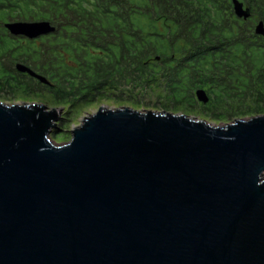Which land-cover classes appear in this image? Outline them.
<instances>
[{
    "label": "water",
    "instance_id": "obj_1",
    "mask_svg": "<svg viewBox=\"0 0 264 264\" xmlns=\"http://www.w3.org/2000/svg\"><path fill=\"white\" fill-rule=\"evenodd\" d=\"M4 28L28 40L56 29ZM62 111L0 102V264H264V115L215 125L102 105L57 143Z\"/></svg>",
    "mask_w": 264,
    "mask_h": 264
},
{
    "label": "trees",
    "instance_id": "obj_2",
    "mask_svg": "<svg viewBox=\"0 0 264 264\" xmlns=\"http://www.w3.org/2000/svg\"><path fill=\"white\" fill-rule=\"evenodd\" d=\"M239 1L246 20L231 0H0V100L19 95L76 108L157 91L164 108L204 118L264 115V36L255 33L264 0ZM7 21L56 29L28 40L10 35ZM19 63L49 84L18 72Z\"/></svg>",
    "mask_w": 264,
    "mask_h": 264
},
{
    "label": "rangeland",
    "instance_id": "obj_3",
    "mask_svg": "<svg viewBox=\"0 0 264 264\" xmlns=\"http://www.w3.org/2000/svg\"><path fill=\"white\" fill-rule=\"evenodd\" d=\"M131 94H125L123 101L117 102L113 99L111 100H99V101H95L89 104H81L79 106H77L76 108H69L67 105L59 106L63 108L62 111V118L63 119L61 122L60 120L58 121V125L57 127H55L54 129L57 130L55 132H59L58 134L54 133L52 129L51 134H53L54 139H56L57 143H64L70 140L71 138V131L77 127L79 124H81V122L90 114L95 113L98 108L102 105H105L107 107L110 108H116V107H122V106H127V107H132L134 109H138V110H143V109H149V110H154V111H159V112H163V111H168V112H173V113H184L187 114L189 116H193V117H197V118H201V119H205L208 122L215 124V125H222V124H226V123H230L233 122L235 119H237V117H224L222 120H213L210 118H204L201 117L200 115L197 114V112L192 111V112H187L184 110H178V109H174L172 107H168V108H164L163 105L165 104V101L163 98H158V92H148L143 96L138 95L137 97L133 98L132 96H130ZM138 100V101H137ZM7 101V100H6ZM9 101V100H8ZM10 103H17V104H24V103H32V102H38L41 103L40 101H36L32 98L29 97H22L17 95L16 98H13L9 101ZM133 102H139L138 106H133ZM43 103V102H42ZM200 103V102H199ZM46 104V103H45ZM48 107H54V106H50L48 104H46ZM240 119H244L239 117ZM59 129V130H58ZM62 130L66 131L65 136L61 139L59 138V136L62 134Z\"/></svg>",
    "mask_w": 264,
    "mask_h": 264
},
{
    "label": "flooded vegetation",
    "instance_id": "obj_4",
    "mask_svg": "<svg viewBox=\"0 0 264 264\" xmlns=\"http://www.w3.org/2000/svg\"><path fill=\"white\" fill-rule=\"evenodd\" d=\"M40 38H42V37H40ZM40 38H38V39H40ZM25 39V38H24ZM38 39H35V41L36 40H38ZM21 73V72H20ZM23 74H26V73H23ZM28 75V74H27ZM30 76V75H29ZM32 77V76H31ZM34 78V77H33ZM10 101V100H9ZM8 100L6 101V100H0V102H7V103H10Z\"/></svg>",
    "mask_w": 264,
    "mask_h": 264
}]
</instances>
